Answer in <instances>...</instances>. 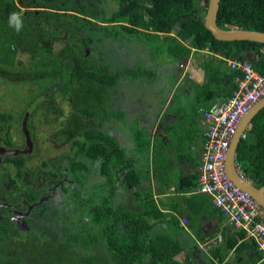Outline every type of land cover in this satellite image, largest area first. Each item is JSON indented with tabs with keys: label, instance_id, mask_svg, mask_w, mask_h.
I'll list each match as a JSON object with an SVG mask.
<instances>
[{
	"label": "trees",
	"instance_id": "16d2710c",
	"mask_svg": "<svg viewBox=\"0 0 264 264\" xmlns=\"http://www.w3.org/2000/svg\"><path fill=\"white\" fill-rule=\"evenodd\" d=\"M207 6L208 0H0V80L4 81L5 96L21 95L30 102L35 95L55 85L64 93L67 75H77L74 92L89 97L88 102V98L78 102L75 96L79 95L74 94L73 106H80L87 119L86 138L103 142L88 140L86 145L82 144L78 156L90 162L84 164L80 190L87 185L91 172L97 170L102 181L85 207L91 218L104 221L96 229L77 230L70 221L65 222L62 235H43L44 238L28 235L20 243L21 257L12 252H18L19 247L7 246L8 242L17 240V235L0 224V264H177L175 256L183 250V245L161 233L157 226L166 221L162 207L168 201L165 204L161 200L168 199L163 183L169 178L159 174L162 170L155 167L152 171L137 159L150 154L148 120L127 107L118 108L113 115H102L103 121L113 118L117 126L128 129L129 135L120 140L104 129L92 127L94 113L89 104L92 98L102 105L113 99L114 103L124 101L123 90L133 89L137 83L144 86L157 79L170 82L166 85L168 93L173 92L172 101L164 109L167 97L160 98L158 112L149 126L167 128L168 140L173 145L176 140L180 142L174 145L180 154L178 160H189L183 137H176L181 134L179 121L175 122L177 116H201L212 102L231 96L242 78L241 73L227 68L226 61L218 56L249 61L264 75V44L215 39L204 27ZM12 13L21 19L19 31L10 24ZM216 25L220 29L234 26L264 32V0H220ZM129 42L145 51L149 60H138L133 66L127 64L109 73L105 72L110 67L108 62L102 67L92 61L102 53V48L108 50L109 46ZM55 44L60 48L56 49ZM88 48L89 58L85 56ZM20 50L26 53L23 61L18 60ZM247 53L253 55L251 60L245 57ZM191 56L199 59L196 65L204 73L203 84L196 87L199 91L194 103L193 98L180 100L181 91L191 89L189 79L170 74ZM167 64L173 68L164 69L169 72L168 77L162 71ZM166 114L172 117L166 120ZM192 131L196 133L199 129ZM245 136L237 147L236 161L243 175L260 188L264 186V108L252 118ZM165 143L166 139L158 136L152 141L155 147ZM78 144L79 141L73 142L72 148ZM162 157L169 160V153ZM152 158L154 168L155 158L161 157L153 154ZM186 174L180 176V183L185 180L187 185L181 189L191 190L197 185V177ZM119 188L128 195L129 205L122 192L121 200L111 205L112 196H118ZM189 199L195 202L198 213L207 211L213 204L202 194ZM169 220L177 225L174 217Z\"/></svg>",
	"mask_w": 264,
	"mask_h": 264
},
{
	"label": "flooded vegetation",
	"instance_id": "af4514ba",
	"mask_svg": "<svg viewBox=\"0 0 264 264\" xmlns=\"http://www.w3.org/2000/svg\"><path fill=\"white\" fill-rule=\"evenodd\" d=\"M89 49H85L86 57ZM25 59L26 53L20 50L18 60ZM92 61L105 67L101 54L93 57ZM114 70L109 67L105 72ZM77 80V75H67L64 93L55 85L35 95L30 102L21 95L5 96L4 81L0 80V152L16 154L0 156V224L17 235V240L7 244L20 248L18 252L12 251L13 255H23L20 243L28 235L36 238L62 235L65 222L70 221L77 230L101 228L104 223L91 218L85 207L94 197L97 184L102 181L97 170L91 172L87 185L80 190L84 164L90 162L88 158L78 156L83 149L82 144L86 145L88 140L103 141L86 138L87 119L80 112V106H73V95H79L75 96L78 102L87 98L88 102L89 97L86 93L74 92ZM133 90L128 87L123 90L126 99L132 96ZM110 92L113 93L112 88ZM116 103L113 99L102 105L92 98L89 104L94 113L91 122L93 128L104 129L121 140L117 137V122L112 121L113 118L107 122L101 118L105 114L113 115L118 108ZM40 122L46 129L41 134ZM78 141L80 144L72 148V143ZM93 163L98 164L97 161ZM121 190H117L118 196H112V206L121 200L120 192L129 205L128 195Z\"/></svg>",
	"mask_w": 264,
	"mask_h": 264
},
{
	"label": "crops",
	"instance_id": "0c3cea01",
	"mask_svg": "<svg viewBox=\"0 0 264 264\" xmlns=\"http://www.w3.org/2000/svg\"><path fill=\"white\" fill-rule=\"evenodd\" d=\"M204 55L206 56L205 53ZM218 57L222 60L226 59L225 57ZM225 66L228 68L227 64ZM166 67L169 68L170 65L167 64L164 69ZM185 67L187 68L185 69L184 75H182V73H180V75L185 76V78L187 77L189 79L187 83L191 89L181 91L180 98L183 97L185 98L184 100L193 98L191 100L192 103H194L195 95L199 91L198 89H196V87L203 84L204 73L199 68L198 64L196 66L197 70L193 65H185ZM192 73L195 75V77L191 76ZM134 85L140 86L139 83ZM172 95L173 92L170 93V100H167L164 109L172 101ZM178 97L179 96L177 94V98ZM177 102H180V100L178 99ZM183 114L184 112L181 115ZM166 116V120L172 117V115L169 114H166ZM175 118L176 117L173 115V119ZM201 119V116H190V114H187L184 117L177 116L175 120V122L179 121L177 125L181 128V134L177 135L176 137H183L184 151L190 157L189 160H178L180 154L176 153V148L174 145L175 143H177L178 146V143L180 142L176 140L173 145V142L168 140L169 134L167 128L157 129V127L153 128L150 126H147L150 128L147 130V135L151 140L149 146L150 154L146 157H137L139 162H142L143 165L149 167V169H152V171L156 167L158 170H162L159 172V174L164 173V175L168 176L169 181H166L165 183H163V185L165 186L164 191L166 197H168V199L170 198L171 202L169 210L172 211L173 207L175 206V209L178 210L177 212H179L182 217L181 225L184 224L187 227V229H184L185 233L181 235V237L183 238L181 240L177 239L183 245V250L176 255L175 261L177 262V264H264V251L259 249L257 239L255 237H251V232L250 230H248L249 226L246 228L234 227L231 224L228 216L219 210L217 211L213 204L212 206L210 204V206L207 208V211L201 210L200 213L196 212V208L194 209L195 202H191L190 199L189 201H187V199L193 197V195L198 197L201 196V194H197L195 192L197 185L191 190H186L187 188L181 189L182 186H187L185 184V180L184 182L180 183L181 174L182 177H184L186 173V177L196 174V184H198V168L202 164V157L205 153V134L204 130L200 126ZM194 126H198V128H192ZM249 126L250 124L245 127L246 131L248 130ZM191 129H199V131L195 133L193 131L191 132ZM173 131L174 128H172V132ZM156 136H158L159 138H165L166 143L157 145L155 147L154 144H152V141ZM166 152L169 153V160L165 161L162 155H164ZM153 154L161 157L155 158L154 168H152ZM203 196L204 198H210L206 195ZM188 202H190V204ZM196 207H198L197 204ZM165 210L167 209L164 208V211ZM169 219L167 222L172 225H176V223L174 224L170 222ZM163 229L164 226L160 227V230ZM241 233L243 234L242 237H240ZM215 239L216 244L205 251L204 241H215Z\"/></svg>",
	"mask_w": 264,
	"mask_h": 264
},
{
	"label": "built area",
	"instance_id": "2783aa9c",
	"mask_svg": "<svg viewBox=\"0 0 264 264\" xmlns=\"http://www.w3.org/2000/svg\"><path fill=\"white\" fill-rule=\"evenodd\" d=\"M225 61L228 68L241 73L242 78L231 96L213 102L203 112L205 153L198 168L195 192L210 197L214 207L226 214L234 227L249 226L251 237L257 239L259 249L264 251V214L252 197L227 177L225 170L229 147L237 134L240 121L264 98V75L259 74L249 61L234 58H226ZM245 131L239 136L240 141L246 138ZM234 166L238 175L243 178L236 161ZM214 244L211 241L205 251Z\"/></svg>",
	"mask_w": 264,
	"mask_h": 264
},
{
	"label": "rangeland",
	"instance_id": "374dc122",
	"mask_svg": "<svg viewBox=\"0 0 264 264\" xmlns=\"http://www.w3.org/2000/svg\"><path fill=\"white\" fill-rule=\"evenodd\" d=\"M55 48L59 49L60 46L58 44H55ZM107 49L108 50L102 48L101 58L103 59V62L109 63L110 68L112 70L115 69L116 71H118L127 64L133 66L134 62L138 60H142V61L149 60L148 55L145 53V51L138 48L134 42L124 43V44L118 43L116 46L114 47L109 46ZM192 53H194V51ZM90 54L91 51L89 49L87 51V57H89ZM196 62L198 63L196 58H193L191 56L188 60H186L185 63L180 64L176 69L169 67V70L173 69V72L170 74L174 75L175 77L180 76L181 78H184V76H181L180 73L184 75L185 69L187 68L185 67V65L187 66L193 65L194 68H196L197 66ZM162 71H164V75L168 77L169 72L164 70V68H162ZM191 76L195 77L193 73ZM122 81H125V79H123ZM166 83L169 84L170 82L167 81L163 82L161 79H157L156 81L150 84H146L144 86H134V90L132 91V96L124 101H119L116 105H120L118 108L120 107L130 108L135 114H143L145 118L148 120V123L146 125L149 126V123H151L154 120V117L158 112L157 103L160 100V98L167 97V100L168 101L170 100V93H168ZM26 90H28V88H26ZM184 99L185 98L183 97L180 98V100H184ZM135 114H133V116ZM40 127H41V122H40ZM44 131H46V129L41 127L40 134ZM116 131L119 133L117 134V137L121 139L125 135H129L128 130L123 128L121 125H118ZM161 201L165 204L168 201V204L165 205V207H162L167 210H165V218H166V221L164 222L165 224L163 223L157 225L159 227L164 226V229L160 232L169 235L173 238L181 240L183 238L181 237V235L185 233L184 229H187L185 225H181V218H182L181 215L179 214V212H177L178 210L176 209H172V211L169 210L171 205L170 198L169 200L165 198L162 199ZM171 217H174L176 219L178 223L177 225H172L169 222H167L168 219ZM204 242L206 247L207 245H210L211 240H207Z\"/></svg>",
	"mask_w": 264,
	"mask_h": 264
},
{
	"label": "water",
	"instance_id": "95a60500",
	"mask_svg": "<svg viewBox=\"0 0 264 264\" xmlns=\"http://www.w3.org/2000/svg\"><path fill=\"white\" fill-rule=\"evenodd\" d=\"M220 6V0H208L207 12L204 19V27L212 34V36L219 40L225 42L232 41H253L256 43L264 44V32L259 31H248L243 30L234 26H229L227 29H220L216 25L217 14ZM245 57L249 60L253 58L251 53H247ZM264 108V98L260 99L250 111L242 118L239 123L237 134L235 135L228 151L226 159V171L228 177L234 182V184L241 190L248 193L254 201L259 206V209L264 214V186L256 188L253 186L252 182L246 178H241L234 167V161L236 159V150L240 143L239 136L243 133V130L247 125L250 124L252 118ZM30 111L27 112L25 116V121L28 117ZM24 121V125H25ZM27 135V132H25ZM1 155H16L10 152H0Z\"/></svg>",
	"mask_w": 264,
	"mask_h": 264
},
{
	"label": "clouds",
	"instance_id": "9594fccd",
	"mask_svg": "<svg viewBox=\"0 0 264 264\" xmlns=\"http://www.w3.org/2000/svg\"><path fill=\"white\" fill-rule=\"evenodd\" d=\"M21 19H20V17H19V15L18 14H16V13H12L11 14V16H10V24H12L14 27H15V29L17 30V31H19L20 30V28H21ZM249 60V59H248ZM213 103V102H212ZM211 103V104H212ZM211 104H210V106H211ZM205 110H208V109H205ZM204 110V111H205ZM202 110H200V112H201ZM203 111V112H204ZM202 112V115H201V117H202V119L200 120V126H201V128L203 129V126H202V122H203V118H204V113ZM245 131V129L243 130V132ZM246 132V131H245ZM235 161H236V159H235ZM234 161V162H235ZM237 162V161H236ZM235 167V166H234ZM225 170H226V161H225ZM242 173V172H241ZM226 174H227V171H226ZM243 174V173H242ZM227 177H228V175H227ZM229 178V177H228ZM242 178V177H241ZM243 178H246L244 175H243ZM230 179V178H229ZM247 179V178H246ZM231 180V179H230ZM232 181V180H231ZM234 183V182H233ZM236 186V185H235ZM197 194H199V193H197ZM202 195H204V194H202ZM211 199V198H210ZM253 199V198H252ZM254 200V199H253ZM212 201V200H211ZM255 202V201H254ZM256 203V202H255ZM257 204V203H256ZM258 206V205H257ZM259 207V206H258ZM217 209V208H216ZM218 210V209H217ZM220 211V210H219Z\"/></svg>",
	"mask_w": 264,
	"mask_h": 264
}]
</instances>
